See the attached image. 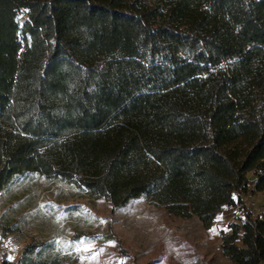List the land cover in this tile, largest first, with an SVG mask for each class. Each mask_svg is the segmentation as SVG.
<instances>
[{
    "label": "trees",
    "instance_id": "obj_1",
    "mask_svg": "<svg viewBox=\"0 0 264 264\" xmlns=\"http://www.w3.org/2000/svg\"><path fill=\"white\" fill-rule=\"evenodd\" d=\"M149 1L0 0V191L37 173L204 227L230 209L222 254L264 264V0Z\"/></svg>",
    "mask_w": 264,
    "mask_h": 264
},
{
    "label": "rangeland",
    "instance_id": "obj_2",
    "mask_svg": "<svg viewBox=\"0 0 264 264\" xmlns=\"http://www.w3.org/2000/svg\"><path fill=\"white\" fill-rule=\"evenodd\" d=\"M149 4L159 7L162 0ZM25 17L22 11L18 22ZM245 197L249 209L264 217V193ZM232 219L233 212L223 209L204 227L195 216L170 215L143 197L114 207L29 173L0 191V257L21 264H231L219 231Z\"/></svg>",
    "mask_w": 264,
    "mask_h": 264
},
{
    "label": "snow or ice",
    "instance_id": "obj_3",
    "mask_svg": "<svg viewBox=\"0 0 264 264\" xmlns=\"http://www.w3.org/2000/svg\"><path fill=\"white\" fill-rule=\"evenodd\" d=\"M218 219H221V218L218 217ZM102 222H103V221H102ZM210 231L215 232L216 230H215V229H211ZM225 231H227V229H225ZM85 250H87V249H85ZM9 259H11V257H9Z\"/></svg>",
    "mask_w": 264,
    "mask_h": 264
},
{
    "label": "built area",
    "instance_id": "obj_4",
    "mask_svg": "<svg viewBox=\"0 0 264 264\" xmlns=\"http://www.w3.org/2000/svg\"><path fill=\"white\" fill-rule=\"evenodd\" d=\"M2 240V231H0V241Z\"/></svg>",
    "mask_w": 264,
    "mask_h": 264
},
{
    "label": "crops",
    "instance_id": "obj_5",
    "mask_svg": "<svg viewBox=\"0 0 264 264\" xmlns=\"http://www.w3.org/2000/svg\"><path fill=\"white\" fill-rule=\"evenodd\" d=\"M256 194H258V193H256Z\"/></svg>",
    "mask_w": 264,
    "mask_h": 264
}]
</instances>
